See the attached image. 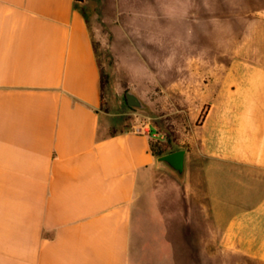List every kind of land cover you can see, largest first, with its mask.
Masks as SVG:
<instances>
[{"label":"crops","instance_id":"0c3cea01","mask_svg":"<svg viewBox=\"0 0 264 264\" xmlns=\"http://www.w3.org/2000/svg\"><path fill=\"white\" fill-rule=\"evenodd\" d=\"M91 5L0 0V264H215L217 238L264 263L263 48L219 84L180 178L105 108Z\"/></svg>","mask_w":264,"mask_h":264},{"label":"rangeland","instance_id":"374dc122","mask_svg":"<svg viewBox=\"0 0 264 264\" xmlns=\"http://www.w3.org/2000/svg\"><path fill=\"white\" fill-rule=\"evenodd\" d=\"M129 3L130 11L119 10L116 0H92L85 9L102 36L98 47L108 86L105 108L129 112L120 117L123 123L150 130L155 151L185 148L189 157L206 151L207 113L213 102L223 101V94L214 100L223 88L219 84L231 81L234 86L249 65L243 55L260 59L263 48L264 58V0ZM128 90L141 98L143 107L128 104ZM197 201L192 212L196 227L205 221L204 199ZM184 215L188 216L185 207ZM216 246L215 264H264L255 256L234 252L239 249L232 242L217 238Z\"/></svg>","mask_w":264,"mask_h":264},{"label":"water","instance_id":"95a60500","mask_svg":"<svg viewBox=\"0 0 264 264\" xmlns=\"http://www.w3.org/2000/svg\"><path fill=\"white\" fill-rule=\"evenodd\" d=\"M126 100L130 106L143 107L144 103L141 98L132 90L126 92ZM186 149H176L168 153L161 154L157 157L160 165H165L173 170L180 178H184L186 171L185 164Z\"/></svg>","mask_w":264,"mask_h":264},{"label":"trees","instance_id":"16d2710c","mask_svg":"<svg viewBox=\"0 0 264 264\" xmlns=\"http://www.w3.org/2000/svg\"><path fill=\"white\" fill-rule=\"evenodd\" d=\"M82 1H83V0H77V2H82ZM103 80H104V73H103ZM104 81H105V80H104ZM152 149H153V143H152ZM153 152H154V154L157 155V156L166 153V152H164L163 150L155 151L154 149H153Z\"/></svg>","mask_w":264,"mask_h":264}]
</instances>
